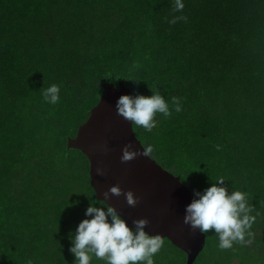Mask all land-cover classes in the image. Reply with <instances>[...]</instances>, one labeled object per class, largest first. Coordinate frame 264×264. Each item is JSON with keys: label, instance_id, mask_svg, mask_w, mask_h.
<instances>
[{"label": "trees", "instance_id": "trees-1", "mask_svg": "<svg viewBox=\"0 0 264 264\" xmlns=\"http://www.w3.org/2000/svg\"><path fill=\"white\" fill-rule=\"evenodd\" d=\"M176 2L0 0V264H76L86 209L109 207L67 140L119 81L167 102L152 132L133 130L194 199L218 177L248 194L251 237L221 249L209 229L193 264H264V0ZM53 83L55 105L42 96ZM162 240L155 264H185Z\"/></svg>", "mask_w": 264, "mask_h": 264}, {"label": "water", "instance_id": "water-1", "mask_svg": "<svg viewBox=\"0 0 264 264\" xmlns=\"http://www.w3.org/2000/svg\"><path fill=\"white\" fill-rule=\"evenodd\" d=\"M121 95L129 89L119 81L110 83L79 125L76 135L69 137L67 146L80 150L89 162V178L97 199L136 228L135 221L145 220L144 231L168 239L186 254V263L193 264L203 250L206 234L184 222L186 206L194 199L180 177L163 168L150 157L135 136L133 122L117 110ZM134 153L123 159L124 150ZM117 187L119 194L111 192ZM131 193L134 203L129 204Z\"/></svg>", "mask_w": 264, "mask_h": 264}, {"label": "clouds", "instance_id": "clouds-1", "mask_svg": "<svg viewBox=\"0 0 264 264\" xmlns=\"http://www.w3.org/2000/svg\"><path fill=\"white\" fill-rule=\"evenodd\" d=\"M177 9H182L180 0L176 2ZM60 86L51 84L42 92L46 103L55 105L60 100ZM118 113L152 132L157 127L153 119L155 114L171 115L167 102L158 93L151 96L138 95L131 97L121 95L117 101ZM181 109L177 104L175 111ZM134 153L124 150L123 159L132 158ZM218 183L211 184L203 193H197L186 206L184 222L193 228H199L201 233L214 229L219 239L218 247L230 249L234 243H246L250 238L251 227L256 217L251 215L252 208L248 204V194L235 190L229 194L222 184L223 178L215 179ZM117 187H112L113 194H119ZM129 204L134 203L131 193L127 194ZM86 216L70 237L72 246L70 252L75 256L76 264H92L93 255L105 264H155L153 257L161 250L164 241L159 235H148L143 229L146 221H135V231L122 220L112 208L107 212L102 208L89 206ZM110 217V219H109Z\"/></svg>", "mask_w": 264, "mask_h": 264}]
</instances>
